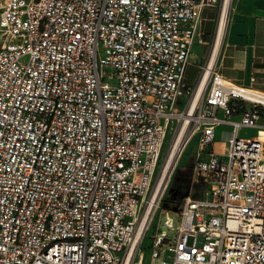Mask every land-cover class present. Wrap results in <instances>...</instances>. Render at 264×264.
<instances>
[{
  "label": "built area",
  "instance_id": "1",
  "mask_svg": "<svg viewBox=\"0 0 264 264\" xmlns=\"http://www.w3.org/2000/svg\"><path fill=\"white\" fill-rule=\"evenodd\" d=\"M223 4L0 0V264H264V139L240 136L264 128V91L217 54L185 82L202 11ZM195 137L202 188L164 211L146 261Z\"/></svg>",
  "mask_w": 264,
  "mask_h": 264
},
{
  "label": "crops",
  "instance_id": "2",
  "mask_svg": "<svg viewBox=\"0 0 264 264\" xmlns=\"http://www.w3.org/2000/svg\"><path fill=\"white\" fill-rule=\"evenodd\" d=\"M219 18V5L202 11L189 61L197 64L200 74L194 85L187 84L190 87L197 85L203 66L213 55ZM226 23L216 53L222 75L238 84L264 91V0H232ZM222 129L219 128L218 134Z\"/></svg>",
  "mask_w": 264,
  "mask_h": 264
},
{
  "label": "rangeland",
  "instance_id": "3",
  "mask_svg": "<svg viewBox=\"0 0 264 264\" xmlns=\"http://www.w3.org/2000/svg\"><path fill=\"white\" fill-rule=\"evenodd\" d=\"M200 69L197 64L191 62L187 66L185 82L190 85H194L199 77ZM224 131H228L224 134L223 140L227 139L230 136L229 128L222 127ZM259 130V132H258ZM259 135L262 139H264V128H242L240 130L241 137H255ZM168 141L165 142L164 149L161 154L160 163L162 164L168 151ZM198 149V141L197 137H195L190 143L187 145L186 149L182 153L181 157L178 160L177 165L173 168L169 175V179L167 180V186L165 192L162 196L161 204L159 208L154 212L153 218L146 229L144 234V243L143 248L146 255V261L150 258V252L152 250V242L153 236L157 233V231L168 230L169 228L164 224V211L167 209L178 208L181 204L182 198L188 193H199L201 186L192 185V166L196 159V152ZM154 188V186H153ZM175 196L179 202H166L163 203V199L166 196ZM171 207V208H170ZM189 243L192 242V238L190 237L188 240ZM163 258L171 263L173 261V254L170 251L165 252Z\"/></svg>",
  "mask_w": 264,
  "mask_h": 264
},
{
  "label": "bare ground",
  "instance_id": "4",
  "mask_svg": "<svg viewBox=\"0 0 264 264\" xmlns=\"http://www.w3.org/2000/svg\"><path fill=\"white\" fill-rule=\"evenodd\" d=\"M229 3H230V0H224L222 14L220 16L219 23H218V26H217L216 41L214 43L215 46L213 48L214 51H213V55H212L213 58L215 57V55L217 53V50L220 47V43L222 41V37H223L224 31H225V27H226V24H227L226 22H227V13H228V8H229ZM206 77H207V75H206ZM206 77L204 75L203 80ZM199 92H200V90H199ZM160 189H161V181L156 186L155 194L158 193V191ZM155 194H154L153 198L156 197Z\"/></svg>",
  "mask_w": 264,
  "mask_h": 264
},
{
  "label": "trees",
  "instance_id": "5",
  "mask_svg": "<svg viewBox=\"0 0 264 264\" xmlns=\"http://www.w3.org/2000/svg\"><path fill=\"white\" fill-rule=\"evenodd\" d=\"M173 201H175V202H179L180 200H177L176 199V197L173 195V196H166V197H164V199H163V203H166V202H173ZM171 208V207H170Z\"/></svg>",
  "mask_w": 264,
  "mask_h": 264
},
{
  "label": "water",
  "instance_id": "6",
  "mask_svg": "<svg viewBox=\"0 0 264 264\" xmlns=\"http://www.w3.org/2000/svg\"><path fill=\"white\" fill-rule=\"evenodd\" d=\"M173 210H176V208H173Z\"/></svg>",
  "mask_w": 264,
  "mask_h": 264
},
{
  "label": "flooded vegetation",
  "instance_id": "7",
  "mask_svg": "<svg viewBox=\"0 0 264 264\" xmlns=\"http://www.w3.org/2000/svg\"><path fill=\"white\" fill-rule=\"evenodd\" d=\"M183 199V198H182ZM182 201V200H181Z\"/></svg>",
  "mask_w": 264,
  "mask_h": 264
}]
</instances>
